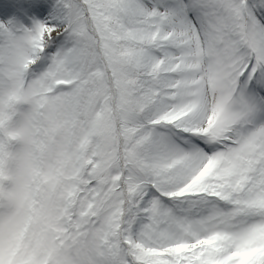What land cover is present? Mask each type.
Masks as SVG:
<instances>
[{"label":"snow or ice","instance_id":"6c2138e0","mask_svg":"<svg viewBox=\"0 0 264 264\" xmlns=\"http://www.w3.org/2000/svg\"><path fill=\"white\" fill-rule=\"evenodd\" d=\"M0 264H264V0H0Z\"/></svg>","mask_w":264,"mask_h":264},{"label":"clouds","instance_id":"9594fccd","mask_svg":"<svg viewBox=\"0 0 264 264\" xmlns=\"http://www.w3.org/2000/svg\"><path fill=\"white\" fill-rule=\"evenodd\" d=\"M4 112H5V116H6V119L4 120V127L9 128V130L12 132H17L18 131L17 129L10 128V125L12 124V118L14 116V113L9 110L7 105H5V107H4ZM5 167H7V159H5Z\"/></svg>","mask_w":264,"mask_h":264},{"label":"rangeland","instance_id":"374dc122","mask_svg":"<svg viewBox=\"0 0 264 264\" xmlns=\"http://www.w3.org/2000/svg\"><path fill=\"white\" fill-rule=\"evenodd\" d=\"M20 111L26 112L30 109V105L27 104H21L17 106ZM20 117L19 115L17 117H14V122L19 121Z\"/></svg>","mask_w":264,"mask_h":264}]
</instances>
